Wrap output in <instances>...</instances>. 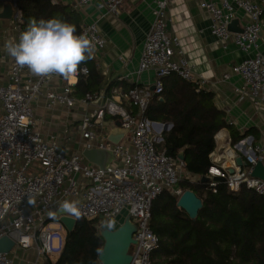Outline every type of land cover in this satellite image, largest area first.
<instances>
[{"label":"built area","instance_id":"2783aa9c","mask_svg":"<svg viewBox=\"0 0 264 264\" xmlns=\"http://www.w3.org/2000/svg\"><path fill=\"white\" fill-rule=\"evenodd\" d=\"M170 2L154 1L153 21L136 71L137 75L152 71L153 83L132 84L126 91L113 88L103 106L81 116L77 126L79 146L71 154L60 147L57 136L40 132L32 105L43 97L48 110L89 109L97 95L75 98L72 94L77 77L86 76L88 70L79 66L83 71L73 77L55 73L35 76L11 57L6 79H0V239L7 238L13 246L8 253L0 252V264H14V255L19 251L35 257V261L25 264H36L39 258L54 262L66 239L67 232L55 214L65 201L74 202L80 212L78 218L66 212L65 216L76 221L102 217L99 229L107 228L103 224H114L125 212L137 226L132 235L135 244L129 250L130 264H157L152 258L158 249V238L149 226L151 204L165 190L179 198L184 192L178 187L179 182H196L199 178L186 172L184 161L168 156L162 148L163 135L172 125L150 121L143 114L150 98L161 93L164 77L175 75L193 83L197 90L206 89L205 80L184 59L179 40L168 33ZM91 5L105 16L118 15L123 0H76L79 9ZM201 8L210 18V34L221 43L232 39L245 55L242 62L231 68V73L242 81L235 92L249 98L255 107L264 106V55L259 45V34L264 31V7L254 0H203ZM14 10L15 15L7 21L13 35L9 43L18 42L22 33L21 13L15 0ZM237 11L245 22L241 33H232L228 25ZM79 35L90 40L93 52L105 47V39L95 23L82 25ZM229 76L223 75L222 80ZM58 77L64 78L65 85L55 91L48 85ZM105 121L109 122L108 128L119 122L120 128L128 130L118 144L107 141ZM241 144L242 148L234 145L230 149L232 173L219 164L220 160L225 162L224 153L210 154L209 191L216 192L218 183L212 179L219 178L234 194L246 188L264 199V182L251 177L252 167L264 161V141L254 143L244 138ZM90 149L109 151L114 160L106 169H99L82 156L83 150ZM237 152H244L246 167L236 165ZM50 222L58 224V228L49 230Z\"/></svg>","mask_w":264,"mask_h":264},{"label":"trees","instance_id":"16d2710c","mask_svg":"<svg viewBox=\"0 0 264 264\" xmlns=\"http://www.w3.org/2000/svg\"><path fill=\"white\" fill-rule=\"evenodd\" d=\"M254 1L262 5L264 0ZM15 4L21 13L22 32L33 20L53 18L73 24L77 35L81 32V17L68 6L52 0H15ZM79 66L86 67L88 74L77 77L73 94L77 98L97 95L103 77L92 57ZM161 81L162 91L150 98L143 117L172 125L163 135L162 148L174 159L182 153L186 172L199 178L196 182L182 180L178 187L192 191L202 207L192 220L177 207L178 197L168 190L152 202L149 226L158 238L153 260L157 264H264V199L246 188L234 194L223 182L212 193L209 182L201 181L212 165L209 156L215 148L214 137L228 129L234 146L247 134L233 132L224 111L216 108L213 92L197 90L175 75ZM116 87L126 91L131 85L113 81L107 93ZM101 225L98 219L77 220L53 264H98L103 246Z\"/></svg>","mask_w":264,"mask_h":264},{"label":"crops","instance_id":"0c3cea01","mask_svg":"<svg viewBox=\"0 0 264 264\" xmlns=\"http://www.w3.org/2000/svg\"><path fill=\"white\" fill-rule=\"evenodd\" d=\"M154 1L123 0L119 14L108 16H105L104 12L98 10L95 5L79 9L76 7V0H52V3H59L75 10L81 17L82 25L89 23L97 25L106 43L101 51L93 52L91 57L103 77V82L121 83L119 79L123 78V85H151L154 81L152 71L140 75H137L136 71L144 39L153 21L151 11ZM202 1L171 0L167 9L168 33L179 40L184 59L193 72L205 80L206 90L213 92L214 104L217 109L224 111L226 122L233 132L239 136L247 134L245 138L252 139L254 143H261L264 141V106L255 107L249 98L237 94L235 89L241 86L242 81L231 73V68L242 62L245 55L236 48L232 39L221 43L210 34L211 22L208 14L201 8ZM235 19L239 21L240 26L245 22L240 11L236 12ZM12 37L9 22L0 20V79L2 80H5L8 74L11 56L8 55L6 46ZM259 45L264 55V35L259 40ZM225 74L230 76L228 80L223 81L222 76ZM64 85V78L58 77L48 86L59 91ZM110 92L106 93L105 99ZM73 96L77 98L74 94ZM98 97L99 93L89 109L56 107L52 110H48L44 98L39 97L32 106L40 132L43 135L57 136L60 147L67 154L75 152L79 146L77 134L79 120L87 111L97 107L94 102ZM132 111L135 113V110ZM215 137L214 152L216 155L225 154V162L220 160L219 164H224L229 171L232 167L229 158L232 155L230 130L222 129ZM241 142L242 140L236 144L240 148L243 146ZM237 153L238 157L244 160V152ZM242 167H245L244 164ZM54 259L55 262L58 257ZM28 260L35 261V257L31 253L20 251L14 255V264H25ZM54 262L39 258L36 264Z\"/></svg>","mask_w":264,"mask_h":264},{"label":"water","instance_id":"95a60500","mask_svg":"<svg viewBox=\"0 0 264 264\" xmlns=\"http://www.w3.org/2000/svg\"><path fill=\"white\" fill-rule=\"evenodd\" d=\"M1 12L0 20L10 21L15 15L14 10V0H0ZM228 30L232 33H241L242 28L239 24V21L234 19L228 25ZM260 37H263L264 31L260 32ZM110 83H105L102 81L99 86V97L94 102L95 106L101 107L104 104L105 96L108 90ZM105 127H109V122L105 121L103 124ZM126 129L120 128V123L115 122L113 128H108L107 141L111 144H118L122 138L127 134ZM83 158L90 164L95 165L99 169H106L111 162L114 160V156L111 152L100 149H90L82 151ZM179 160L184 161L182 153L177 157ZM237 166L246 167V164L243 163V159L238 157L235 160ZM229 173H232V170H229ZM251 177L259 179L264 182V163L257 162L251 171ZM202 182H209L208 177L201 178ZM212 182L220 183L223 180L219 178H213ZM177 207L183 210L190 219L195 220L198 214V211L202 207L201 200L196 197V195L189 190H185L182 195L177 200ZM59 218L57 222L64 227L67 233L71 232L75 227L76 220L65 216V212L62 209H59L55 213ZM103 218L101 217L100 220ZM137 226L131 222L130 217L126 216L121 225L113 230L107 228H102L99 230V236L103 240V246L100 254L98 255L99 264H130L131 256L129 254L130 247L135 244L132 235L135 233ZM13 246L12 242L7 238L0 239V252L8 253L11 247Z\"/></svg>","mask_w":264,"mask_h":264},{"label":"clouds","instance_id":"9594fccd","mask_svg":"<svg viewBox=\"0 0 264 264\" xmlns=\"http://www.w3.org/2000/svg\"><path fill=\"white\" fill-rule=\"evenodd\" d=\"M6 48L18 66L27 67L35 76L55 73L73 77L83 71L79 65L93 53L90 40L77 35L73 24L54 18L33 20L20 34L18 42L9 43ZM60 208L77 218L80 215L74 202L65 201Z\"/></svg>","mask_w":264,"mask_h":264},{"label":"rangeland","instance_id":"374dc122","mask_svg":"<svg viewBox=\"0 0 264 264\" xmlns=\"http://www.w3.org/2000/svg\"><path fill=\"white\" fill-rule=\"evenodd\" d=\"M125 218H126V213L123 212L122 216L114 224L109 223V224H103V225L106 226L107 228H117L119 225L122 224V222L124 221ZM47 228L49 230H56L58 228V224H56L55 222L54 223L50 222V223H48Z\"/></svg>","mask_w":264,"mask_h":264}]
</instances>
